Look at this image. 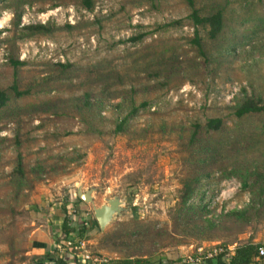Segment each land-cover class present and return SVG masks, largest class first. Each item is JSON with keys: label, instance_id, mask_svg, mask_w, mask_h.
Here are the masks:
<instances>
[{"label": "rangeland", "instance_id": "374dc122", "mask_svg": "<svg viewBox=\"0 0 264 264\" xmlns=\"http://www.w3.org/2000/svg\"><path fill=\"white\" fill-rule=\"evenodd\" d=\"M25 2L17 28L11 8L0 2V88L15 83L24 94L11 105L18 114L0 120V264L40 258L28 252L41 235L63 241L61 225L73 209L70 227L86 223L83 248L105 262L141 252L158 264H184L197 247H264V207L248 224L226 222L211 232L196 231L199 218L176 217L190 172L192 126L222 118L232 127L237 100L264 103V0H195L203 14L216 5L227 9L222 46L232 51L219 54L203 40L208 60L190 44L194 28L185 0H93L91 13L79 0ZM49 23L60 29L33 37L20 31ZM11 57L26 65L13 69ZM131 102L148 105L116 133ZM263 123V114L241 120L243 134L257 127V147L234 154L236 162L245 160L238 165L259 163L262 173ZM17 156L28 181L22 187L11 175ZM234 158L224 159L228 170ZM36 167L41 172L30 171ZM214 174L212 182L219 183L208 218L248 204L249 193L236 178ZM78 187L96 188L93 203L77 197ZM106 194L120 197L124 211L101 231L91 222ZM134 230L141 236L128 240ZM66 250L59 245L61 254Z\"/></svg>", "mask_w": 264, "mask_h": 264}, {"label": "trees", "instance_id": "16d2710c", "mask_svg": "<svg viewBox=\"0 0 264 264\" xmlns=\"http://www.w3.org/2000/svg\"><path fill=\"white\" fill-rule=\"evenodd\" d=\"M0 2L4 3L6 7L11 8V11L14 14L13 26L17 28L19 25L21 8L26 3L25 0H0ZM185 3L189 8L187 20L191 22V25L194 28V37L190 40V44L195 47L200 56H202L204 60H208V54L203 44V40L209 42L210 45L214 44V46H216L215 48L218 49L217 51L219 54H221L222 51L224 53L232 51L231 46H229V49H224L222 46V42L224 40L222 37L224 36L228 20L226 16L227 9L224 6L216 5L210 9V12L203 14L202 10L196 7L195 0H185ZM79 6L87 13L93 12L95 8L93 0H79ZM66 28L70 29L71 26H67ZM59 29L60 28L57 26H51L49 23L27 26L20 31L27 37H33L35 35H49ZM200 32H203V37H201ZM140 39H142V36L139 35L131 38L130 41H138ZM9 65L13 69H17L25 66L26 62L19 61L15 57H11L9 59ZM58 66L63 70L71 67L69 64H58ZM22 95L24 94L18 92L15 83H13L8 89L0 88V120H8L10 119L9 117L18 114L16 113V109L11 108V105L15 99L20 98ZM85 100L89 101V98L87 97ZM132 104L133 102H131L128 106L129 111L127 115L120 119L117 124L115 129L116 133L123 132L129 119L134 117L140 109H144L148 105L147 103H142L138 107H134ZM118 107H120V105H118ZM232 110L234 118V124L232 127L227 126L226 122L222 118H210L203 124H194L188 138L187 148L191 152V166H189L190 172L187 175V179L184 180L182 184L181 194L179 197L180 201L178 203L179 208L177 210L176 217H178L180 222L192 221L195 218H199L201 224H196L195 229L200 233L206 230L210 232L219 230L226 222L233 221L238 224H248V222L252 220L256 214L259 215V210L257 209L264 207V171L263 173L260 172V164H253V166L238 165L237 163L239 161L241 163L245 160L241 161L238 157L236 162L234 158L235 153L241 154L243 150L249 151L257 147V142L254 138V129H257V127H251L249 132L247 131L246 134H243L240 122L246 117L264 115V103L259 98L244 97L237 100L236 104L232 107ZM260 128L264 131V123ZM213 135H217L218 138L214 139ZM245 135L248 136L247 139L244 138ZM232 156L234 158V164L231 165L228 170V166L223 165L225 163L224 159H231ZM262 156L264 158V153H262ZM15 161V166L11 175L13 176L14 181L19 183L18 186L22 187L24 184L28 183V181L26 180L21 158L17 156ZM41 170L42 169L40 167H36L32 168L30 171L41 172ZM215 171H220L221 174L219 179L236 178L241 184V190L247 191L250 199L248 204L242 209L230 210L220 215L208 218V200L213 195L214 190L219 183V181L212 182V178L216 177L214 174ZM196 197L200 201L197 205L194 204V199ZM75 214V209H73L70 213H66L61 225L64 239L60 242L57 241L59 245H62V247L67 249L66 254L60 255L58 249L55 248L51 251V253L47 252L44 256H42L41 259H39L40 263L44 264L43 262L45 259H54L52 260L53 264H68V258H72L77 261L76 256L73 257L71 253L74 251L66 247L65 243L68 240H81V238L88 233L89 229L83 224L78 228L70 227L71 221L75 220ZM92 226L98 227L95 220L91 222V227ZM127 235L126 237L130 236L128 240H136L132 238H138L141 236V234L137 233L136 230L131 231L130 234ZM125 243H127V240ZM259 247H261L260 244H242L235 248L233 255L230 256L227 251L223 254H219L211 260H208L206 264H260V259H264V257L258 258L257 250ZM67 254L71 257H68ZM158 263L152 262L145 254H141V252H130L121 258H115L103 262L102 264Z\"/></svg>", "mask_w": 264, "mask_h": 264}, {"label": "built area", "instance_id": "2783aa9c", "mask_svg": "<svg viewBox=\"0 0 264 264\" xmlns=\"http://www.w3.org/2000/svg\"><path fill=\"white\" fill-rule=\"evenodd\" d=\"M225 191L221 192L220 196L225 195ZM84 226H86V223H83ZM66 247L70 248L72 251H74V257L79 258L80 261L78 264H102L105 262V260H102L101 258H98L97 256L91 255L90 253H87V251L83 248L84 247V241L82 240H68L66 243ZM192 249V248H191ZM79 251L81 253H79ZM230 252L229 248H223L220 245L213 246L212 248H209L205 250L202 247L194 248L191 255L186 256L183 260L184 264H206L208 260L213 259L214 257L218 256L219 254H223L224 252ZM258 258L264 257V248L259 247L258 248ZM76 252V253H75ZM77 252L79 255H77Z\"/></svg>", "mask_w": 264, "mask_h": 264}, {"label": "water", "instance_id": "95a60500", "mask_svg": "<svg viewBox=\"0 0 264 264\" xmlns=\"http://www.w3.org/2000/svg\"><path fill=\"white\" fill-rule=\"evenodd\" d=\"M96 190L95 187L85 190H81V187H78L76 190L77 197L85 204L93 203V192ZM105 204H102L98 208L93 209L94 220L97 223L99 230L103 231L105 227L111 223L115 216L119 215L124 211L123 202L120 197H110L108 194L104 197Z\"/></svg>", "mask_w": 264, "mask_h": 264}, {"label": "crops", "instance_id": "0c3cea01", "mask_svg": "<svg viewBox=\"0 0 264 264\" xmlns=\"http://www.w3.org/2000/svg\"><path fill=\"white\" fill-rule=\"evenodd\" d=\"M65 218V217H64ZM77 240V239H75ZM30 249H29V254L33 257H40V258H30L29 264H42L39 262V259H41L42 256H44L47 252L53 251L55 248L59 249V245L55 244V242L51 241V239L48 237L47 234H45L44 236L41 235L39 238L33 239L30 243ZM255 244V243H252ZM260 244L261 243H257ZM263 247V246H261ZM264 248V247H263ZM235 248H231L229 254L230 256L233 255ZM60 253V251H59ZM60 255H63L60 253ZM68 264H78V262L80 261L79 258H77V261L72 259V258H68ZM54 259H45V261L43 262L44 264L48 263V264H53Z\"/></svg>", "mask_w": 264, "mask_h": 264}]
</instances>
